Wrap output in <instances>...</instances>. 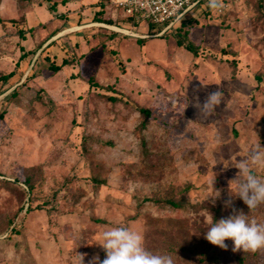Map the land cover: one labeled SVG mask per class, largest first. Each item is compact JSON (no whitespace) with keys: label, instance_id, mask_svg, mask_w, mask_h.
<instances>
[{"label":"rangeland","instance_id":"rangeland-1","mask_svg":"<svg viewBox=\"0 0 264 264\" xmlns=\"http://www.w3.org/2000/svg\"><path fill=\"white\" fill-rule=\"evenodd\" d=\"M222 3L150 34L110 0H0V264L102 262V233L121 226L174 264H264V249L205 239L214 215L264 223L227 167L264 146V0ZM216 90L203 119L196 104ZM139 106L155 118L144 130ZM171 194L180 208L143 202Z\"/></svg>","mask_w":264,"mask_h":264},{"label":"clouds","instance_id":"clouds-1","mask_svg":"<svg viewBox=\"0 0 264 264\" xmlns=\"http://www.w3.org/2000/svg\"><path fill=\"white\" fill-rule=\"evenodd\" d=\"M209 8L222 10V0H208ZM223 101V93L219 90L208 93L205 101L196 107L199 116L203 119L211 117ZM238 169L237 176L229 185L230 194L243 200L250 212L264 205V179L255 174L256 168H264V146H254L244 159L229 160L227 167ZM214 179L210 182L214 188ZM216 196L213 203L220 196L215 190ZM231 201L226 202V206ZM234 214L210 223L205 239L211 244L222 249H227L225 240L231 239L233 251L256 252L264 249V223H258L255 219H249V215L243 212ZM106 253V258L101 262L99 257L93 258L89 264H174L173 257L169 254H158L149 251L144 246L143 236L128 227H113L105 230L98 243ZM78 264H83L84 256L78 254Z\"/></svg>","mask_w":264,"mask_h":264},{"label":"built area","instance_id":"built-area-1","mask_svg":"<svg viewBox=\"0 0 264 264\" xmlns=\"http://www.w3.org/2000/svg\"><path fill=\"white\" fill-rule=\"evenodd\" d=\"M203 0H110L116 10L122 12L125 19H131V23L139 25L146 22L149 26L157 25L166 27L196 7ZM218 10L219 12H223ZM172 22V23H171ZM117 27V26H115ZM124 31L135 33L132 28L117 27Z\"/></svg>","mask_w":264,"mask_h":264},{"label":"trees","instance_id":"trees-1","mask_svg":"<svg viewBox=\"0 0 264 264\" xmlns=\"http://www.w3.org/2000/svg\"><path fill=\"white\" fill-rule=\"evenodd\" d=\"M52 8L55 7V5H51ZM128 21H131V19H127ZM105 23L107 24H114L113 21L111 19H108L105 21ZM169 23H167L166 25L164 26H158V30H154V31H151L150 30V34H158L160 33ZM117 25V24H116ZM117 26H120V25H117ZM152 27L154 25H151ZM150 26V27H151ZM115 33V31H113ZM117 32V31H116ZM141 42H143L145 40V38H142V39H139ZM187 49H189L190 51L194 52V53H197V46L193 43V42H189V44L187 45ZM22 58H26V53L22 56ZM50 67H52L53 69H57L59 67L58 64L56 63H53L51 62L50 64ZM15 75L14 71L7 74V75H4L2 78L5 79V80H8L9 78L13 77ZM33 75V71H31L29 73V76L28 77H31ZM25 84V83H23ZM113 99H118L117 97H113ZM137 111L141 114L142 116V120H141V123H140V127L141 129H145L150 120L151 119H155L153 117V112L151 109L149 108H146V107H138ZM3 116V110L0 111V117ZM141 143L142 145L146 148V138L144 135H142V138H141ZM24 185L29 189H30V183L28 181V179H26V181L24 182ZM154 202L155 204H158L159 206H165V205H168V206H172L174 208H180L182 206V202L180 201V199L176 196V194H171V195H168V196H165V197H145L143 198V202ZM220 219L217 218V216L214 215L213 217V222L215 221H219ZM203 257L204 256H207V255H202Z\"/></svg>","mask_w":264,"mask_h":264},{"label":"water","instance_id":"water-1","mask_svg":"<svg viewBox=\"0 0 264 264\" xmlns=\"http://www.w3.org/2000/svg\"><path fill=\"white\" fill-rule=\"evenodd\" d=\"M114 28L116 29L117 32H125V33H129V34L136 35V34H134V33H130V32L124 31V30H122V29H120V28H117V27H114ZM139 36H140V35H139ZM27 74H28V72H27Z\"/></svg>","mask_w":264,"mask_h":264},{"label":"crops","instance_id":"crops-1","mask_svg":"<svg viewBox=\"0 0 264 264\" xmlns=\"http://www.w3.org/2000/svg\"><path fill=\"white\" fill-rule=\"evenodd\" d=\"M80 25V24H79Z\"/></svg>","mask_w":264,"mask_h":264}]
</instances>
